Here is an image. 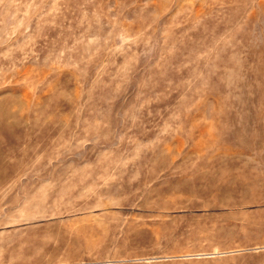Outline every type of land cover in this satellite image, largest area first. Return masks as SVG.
<instances>
[{"label":"rangeland","instance_id":"rangeland-1","mask_svg":"<svg viewBox=\"0 0 264 264\" xmlns=\"http://www.w3.org/2000/svg\"><path fill=\"white\" fill-rule=\"evenodd\" d=\"M0 264H264V0H0Z\"/></svg>","mask_w":264,"mask_h":264}]
</instances>
